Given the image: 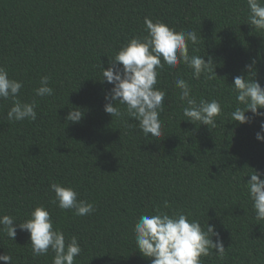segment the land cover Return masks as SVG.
I'll list each match as a JSON object with an SVG mask.
<instances>
[{
  "label": "trees",
  "instance_id": "16d2710c",
  "mask_svg": "<svg viewBox=\"0 0 264 264\" xmlns=\"http://www.w3.org/2000/svg\"><path fill=\"white\" fill-rule=\"evenodd\" d=\"M249 15L247 0H0V66L23 82L18 98L37 105L35 121L8 122L12 102L0 100V215L21 222L43 205L66 241L77 237L82 251L74 264H151L136 249L135 222L156 208L180 211L214 225L225 247L223 259L214 249L203 264H264V220L255 219L246 189L249 174H264V141L256 139L264 117L240 124L231 116L243 107L233 78H251L245 66L253 59L252 78L264 87V32L248 24ZM145 17L194 30L200 42L189 43L190 54L210 57L217 75L196 80L183 64L160 71V138L145 137L126 112L117 119L104 111L113 85L100 66L146 35ZM44 75L54 94L42 98L34 90ZM177 76L198 101L220 102L215 127L183 116ZM72 108L82 111L79 122L65 120ZM52 182L74 188L95 210L76 216L51 204ZM0 254L11 264H52L54 255L34 257L19 227L14 241L0 233Z\"/></svg>",
  "mask_w": 264,
  "mask_h": 264
},
{
  "label": "clouds",
  "instance_id": "9594fccd",
  "mask_svg": "<svg viewBox=\"0 0 264 264\" xmlns=\"http://www.w3.org/2000/svg\"><path fill=\"white\" fill-rule=\"evenodd\" d=\"M250 12L248 24L256 31L264 32V0H247ZM144 26L146 35L130 38L111 58L110 66L101 68V78L113 85L106 94L108 101L104 111L119 119L126 112L128 117L138 123V130L145 137L160 138L162 122L160 114L164 111L166 92L156 87L160 71L166 66L169 69L177 68L181 64L191 69L192 77L199 80L201 76L212 79L216 75L215 65L209 57L190 54L189 43L193 46L200 41L194 30L176 31L167 24L153 21L145 17ZM201 36V35H200ZM198 51L193 48V53ZM246 65L251 78L235 76L232 87L236 93L238 105L231 113L232 120L240 124L247 123L257 116L264 117V87L252 78L253 65ZM217 76V75H216ZM50 77L40 78L39 86L34 90L39 97L52 96L53 88L49 86ZM174 87L179 89V100L186 106L183 116L193 124L203 123L215 127L217 117L221 115V104L218 100H205L192 94V87L187 80L177 76ZM23 82L10 78L5 67L0 66V100H11V107L6 113L8 122L35 121L37 119L36 101L22 102L18 97ZM123 106V111L121 107ZM250 110L252 117L245 113ZM83 113L79 108H72L65 117L66 121L79 122ZM185 120V119H183ZM260 132L256 139L264 141V120L260 124ZM261 173L249 174L246 182L247 195L255 211L257 221L264 220V179ZM54 193L51 204L61 210H74L76 216L91 214L94 204L78 199L77 191L56 182L49 185ZM168 207V202H164ZM26 230L29 233L31 252L34 257L54 253L52 264H74L82 249L75 235L66 241L64 233L54 228L49 210L43 205L36 206L28 218L17 222L11 215H0V233L14 241L16 229ZM216 239L213 241L212 237ZM136 249L145 258L151 259V264H203L202 257L215 254L219 259L225 256V247L214 230V225L206 224L195 219H189L188 214L176 211L169 214L154 209V214H141L134 224ZM0 261L11 264L12 257L0 254Z\"/></svg>",
  "mask_w": 264,
  "mask_h": 264
}]
</instances>
